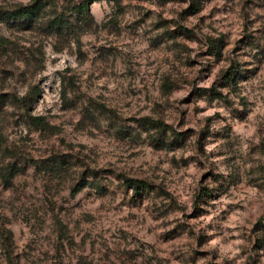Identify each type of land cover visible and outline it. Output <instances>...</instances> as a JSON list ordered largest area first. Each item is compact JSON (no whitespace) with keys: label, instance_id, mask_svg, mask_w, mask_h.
<instances>
[{"label":"rangeland","instance_id":"obj_1","mask_svg":"<svg viewBox=\"0 0 264 264\" xmlns=\"http://www.w3.org/2000/svg\"><path fill=\"white\" fill-rule=\"evenodd\" d=\"M31 1L0 0V94L37 90L0 101V264H264V0Z\"/></svg>","mask_w":264,"mask_h":264},{"label":"trees","instance_id":"obj_2","mask_svg":"<svg viewBox=\"0 0 264 264\" xmlns=\"http://www.w3.org/2000/svg\"><path fill=\"white\" fill-rule=\"evenodd\" d=\"M94 0H81L79 3L73 6V9L77 12H87L88 11V6L89 3ZM43 7V3L40 0H33L29 3L19 5L18 7L12 9L10 12H8V16L10 18H13L14 20H20V19H30L36 14H38ZM194 8H197V2H195ZM51 25L56 26V27H63L67 25V22L65 18L61 17L60 15H55L51 19ZM183 31H186V29H182ZM216 39H211L210 40V47L213 48L214 51H216ZM232 72L231 67H227V69L224 72L223 77L225 78L226 81H229V76ZM37 92L36 89L31 90L30 92H27L26 94L22 95H17L14 93H2L0 94V101H2L3 98H9L12 102L17 104L18 106L26 109L29 104L32 101L33 95ZM28 118L33 120L35 124H37L40 127L45 126V121L42 116L40 115H28ZM139 124H142L144 126L152 127V128H158L159 130H164L165 128L169 129L170 132L173 135H177L178 133L174 131L168 124L164 123L163 121L156 119V118H151L149 116H141L139 118L135 119ZM49 165L48 168L50 170H55L56 167H58L59 162H57V159H53L51 163H48ZM124 184L126 186H129L133 189H144L145 187H148V183L143 181L142 179L135 178V177H123ZM88 183H91L90 181ZM83 186L82 183L77 182L72 185L70 188V193L74 194L77 192L81 187ZM99 186V185H95ZM4 254L5 257L8 261H10V252L4 248Z\"/></svg>","mask_w":264,"mask_h":264}]
</instances>
